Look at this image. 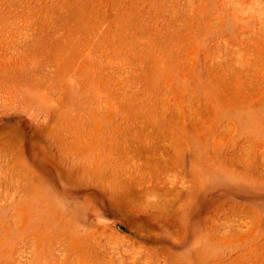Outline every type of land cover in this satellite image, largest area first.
<instances>
[{
    "label": "rangeland",
    "instance_id": "rangeland-1",
    "mask_svg": "<svg viewBox=\"0 0 264 264\" xmlns=\"http://www.w3.org/2000/svg\"><path fill=\"white\" fill-rule=\"evenodd\" d=\"M0 264H264V0H0Z\"/></svg>",
    "mask_w": 264,
    "mask_h": 264
}]
</instances>
